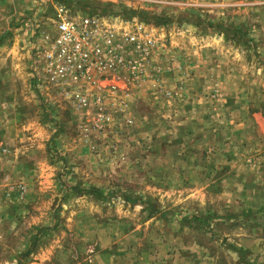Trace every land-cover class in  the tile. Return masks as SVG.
Instances as JSON below:
<instances>
[{"label": "rangeland", "instance_id": "obj_1", "mask_svg": "<svg viewBox=\"0 0 264 264\" xmlns=\"http://www.w3.org/2000/svg\"><path fill=\"white\" fill-rule=\"evenodd\" d=\"M43 1L0 0V264H264V2L70 0L158 41L98 126L35 82Z\"/></svg>", "mask_w": 264, "mask_h": 264}, {"label": "built area", "instance_id": "obj_2", "mask_svg": "<svg viewBox=\"0 0 264 264\" xmlns=\"http://www.w3.org/2000/svg\"><path fill=\"white\" fill-rule=\"evenodd\" d=\"M142 1L161 4L174 0ZM188 1L198 4L212 0ZM70 5L64 0L50 2L51 23L38 35L33 77L38 88H52L80 109L93 110L100 118L96 125H108L107 98H118V104L109 102L114 110L122 112L127 107L128 92L103 82L116 77L123 79L125 86L133 84L150 70L158 41L135 17L111 22L90 9Z\"/></svg>", "mask_w": 264, "mask_h": 264}, {"label": "trees", "instance_id": "obj_3", "mask_svg": "<svg viewBox=\"0 0 264 264\" xmlns=\"http://www.w3.org/2000/svg\"><path fill=\"white\" fill-rule=\"evenodd\" d=\"M68 4H70L72 1H70V0H68V1H66ZM82 2V1H81ZM76 4V3H75ZM88 3H85V5H87ZM95 7H93V9H94ZM96 9V8H95ZM92 11V10H91ZM121 11H123V10H121ZM124 13H126V14H136L137 12L136 11H134V10H129L128 9V11H125ZM139 13V12H138ZM144 15H147V14H144ZM129 17H130V15H129Z\"/></svg>", "mask_w": 264, "mask_h": 264}]
</instances>
